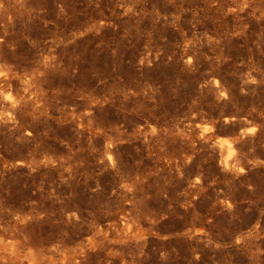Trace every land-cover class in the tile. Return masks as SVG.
Wrapping results in <instances>:
<instances>
[{
	"label": "rangeland",
	"instance_id": "obj_1",
	"mask_svg": "<svg viewBox=\"0 0 264 264\" xmlns=\"http://www.w3.org/2000/svg\"><path fill=\"white\" fill-rule=\"evenodd\" d=\"M0 264H264V0H0Z\"/></svg>",
	"mask_w": 264,
	"mask_h": 264
}]
</instances>
